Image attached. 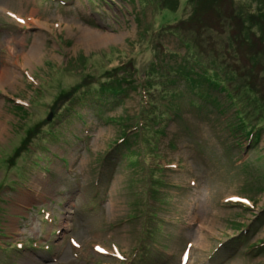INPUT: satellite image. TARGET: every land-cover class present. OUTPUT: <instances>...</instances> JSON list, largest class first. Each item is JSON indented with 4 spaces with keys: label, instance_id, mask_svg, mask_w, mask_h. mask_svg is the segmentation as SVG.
I'll use <instances>...</instances> for the list:
<instances>
[{
    "label": "rangeland",
    "instance_id": "374dc122",
    "mask_svg": "<svg viewBox=\"0 0 264 264\" xmlns=\"http://www.w3.org/2000/svg\"><path fill=\"white\" fill-rule=\"evenodd\" d=\"M64 1L0 0V264H264V135L236 147L224 119L169 98L179 115H166L133 166L138 82L118 101L95 96L110 69L145 81L186 64L184 44L239 71L251 59L262 77L264 0ZM90 32L103 42L85 45ZM79 85L87 91L72 96ZM159 95L149 101L161 109Z\"/></svg>",
    "mask_w": 264,
    "mask_h": 264
},
{
    "label": "trees",
    "instance_id": "16d2710c",
    "mask_svg": "<svg viewBox=\"0 0 264 264\" xmlns=\"http://www.w3.org/2000/svg\"><path fill=\"white\" fill-rule=\"evenodd\" d=\"M168 3H170L169 0ZM175 3H177V0H172V4ZM212 6H215L214 2L212 4L210 3L208 8L210 9ZM172 10L171 11L174 12L175 9ZM249 15V18L252 19L253 16H251V13ZM192 17L193 16H191V18ZM241 20L243 25L240 27L243 28V31H245V26L246 28L248 27L245 24L244 19ZM196 26L193 27L195 31L202 30L201 26ZM168 27L169 31L173 29L171 26ZM174 30L177 29L174 28ZM174 30L172 33L175 34ZM192 30L190 32H193ZM184 48H187V53L189 55L187 56L188 61L186 64H179L178 67L176 65L175 68L171 66L166 67L167 70L164 72H156L153 70L147 71V73L145 72V76L147 75L145 81H142V78H136L135 72L130 73L131 75L127 74V72L119 74L116 71H120V69H110L109 71H106V75H104L102 78L107 82L104 81V83H101L97 87L96 91L98 95L95 96L98 101L105 103L103 98L102 100L100 99L102 95H104V97H108L107 100L116 98L118 101L119 99L117 98L119 96L122 97L127 95L129 88L135 89V84L138 82V87H140L142 109L139 116H137L135 122L136 125L134 124L133 127L130 128L129 132H134L130 136L132 137L133 135L134 139H137L138 144L141 143V147L143 148L138 145L139 150L138 152L136 151V155L128 154L129 161L133 166L137 165L135 158L145 154V151L148 150H145L146 147L150 148L155 145V137L160 133L157 127L165 120L166 115L167 118L171 117V112L173 113V116L179 115V106L176 105V109L175 106H170L169 102H165L169 98L174 100L180 96H186L188 97L187 101L189 107L193 110H196L198 114H204L206 117H208L207 113H210L217 117H221V119H224L222 122L225 123V129L229 131L230 135L232 136V141L236 147L239 145L237 144L239 138L243 139L247 143L256 144L261 135H264V93L262 90H260V86L255 87V84L253 83L255 80L259 81L260 79L263 82H259L264 86V74L261 77L254 73L259 65L253 62V60L249 59L247 64L248 66L245 65L244 69L239 71L235 67L239 66L235 61H233V59L232 61L227 62L219 52H214L212 56H209L206 59L204 50L201 49L202 52L194 51L198 53H192L193 49L190 50L187 44H184ZM160 55H162V53ZM173 56L175 55L171 54L169 51L168 54H166V57H169L170 59H172ZM160 64L166 66L164 62ZM262 70L264 69L262 68ZM179 83L182 84L181 87ZM82 88V85L74 88L72 96L77 92L78 94L83 95V93H85L87 90L85 89V92H83ZM154 92H160L159 97H162V101L164 103L161 109L156 108L155 104H152L149 101V95ZM65 95L63 94V96ZM236 100H239L238 104L236 103ZM237 105H239V107H237ZM153 107L155 112L163 111V114L160 115L159 113H156L154 115L156 116V120L151 123L149 122V117H151V114L154 113V111L151 113V109ZM229 111L232 113L229 117H226L227 112ZM231 119H233V121H231ZM108 120L112 122L113 119L108 118ZM151 132L153 136L149 137ZM28 133L31 135L33 130L30 129ZM47 133H50L49 135L52 134L51 131H48ZM128 134L129 133L123 134L121 140L116 145L118 146L115 148L116 150H119V147L128 146L130 138ZM25 149L27 148H23V150L18 151L19 153L15 152L12 157V162L16 161L21 156V153L25 151ZM127 152L131 153L133 151L127 149ZM145 155L146 158L148 154ZM150 158L153 160L152 156H150ZM148 159L149 157L147 160ZM158 159L159 158H156V160ZM160 159L157 161L158 166L154 169L155 172H158L163 168V164L160 163ZM143 162L146 164V166H152L151 161L145 162L143 160ZM148 197L151 196L148 195ZM263 221L264 213L262 218H258L256 221L257 228ZM243 242L244 241L241 238H238L236 240H232L230 244H232L233 248L236 249L237 245ZM260 246L261 248H264V242L260 243L256 250L261 251V248L259 249ZM255 247L256 245L253 246V248ZM137 250L139 251L141 249L137 248Z\"/></svg>",
    "mask_w": 264,
    "mask_h": 264
},
{
    "label": "bare ground",
    "instance_id": "6f19581e",
    "mask_svg": "<svg viewBox=\"0 0 264 264\" xmlns=\"http://www.w3.org/2000/svg\"><path fill=\"white\" fill-rule=\"evenodd\" d=\"M32 14L28 16V19L29 20H32ZM85 39H82L84 40L85 42V45L87 46H96V45H99L101 44V42H103L100 38V36H96L95 34H93L92 32L88 33L86 36H84ZM39 55V47H34L32 49V51L28 54V56H30L31 58H37ZM28 59V57L26 58ZM9 73V70L3 68L0 72V81L2 82V80H4V77H6V75H8ZM0 82V83H1ZM11 186V184H10Z\"/></svg>",
    "mask_w": 264,
    "mask_h": 264
},
{
    "label": "water",
    "instance_id": "95a60500",
    "mask_svg": "<svg viewBox=\"0 0 264 264\" xmlns=\"http://www.w3.org/2000/svg\"><path fill=\"white\" fill-rule=\"evenodd\" d=\"M51 118H52V115L50 114V116H49V118H48V121H50V120H51Z\"/></svg>",
    "mask_w": 264,
    "mask_h": 264
}]
</instances>
